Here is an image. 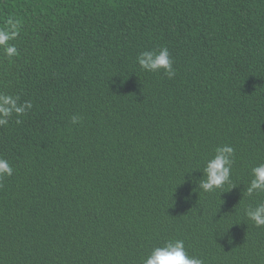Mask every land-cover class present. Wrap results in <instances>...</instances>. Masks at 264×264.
<instances>
[{
    "label": "trees",
    "instance_id": "1",
    "mask_svg": "<svg viewBox=\"0 0 264 264\" xmlns=\"http://www.w3.org/2000/svg\"><path fill=\"white\" fill-rule=\"evenodd\" d=\"M10 16L0 93L32 108L0 126V264H142L169 239L205 264H264L244 213L264 202L244 191L264 163V0H0ZM161 47L171 79L136 62ZM223 144L235 188L194 189Z\"/></svg>",
    "mask_w": 264,
    "mask_h": 264
},
{
    "label": "clouds",
    "instance_id": "2",
    "mask_svg": "<svg viewBox=\"0 0 264 264\" xmlns=\"http://www.w3.org/2000/svg\"><path fill=\"white\" fill-rule=\"evenodd\" d=\"M20 29L21 22L11 16L4 22L3 27H0V49L3 50L5 57L8 59L19 54L17 47L10 41L15 40L20 35ZM136 62L140 69L145 72L155 73L162 70L163 74L169 79L175 75L174 62L167 47H161L158 50L141 51L136 57ZM31 108L32 104L30 101L21 103L19 96L0 93V126L7 125L9 118L13 114L17 117L16 123H21L19 117L25 115ZM80 119L78 115H73L71 122L77 124ZM235 154L236 150L230 144L217 146L214 149V154L204 162L203 170L200 171L202 175L191 179V182L196 185L194 189H199L204 193H212L217 189H222L226 184L230 185L232 189L235 188L231 179ZM13 172L14 168L9 161L0 158V179L5 176H12ZM250 177L247 187L244 188L246 194L251 197L254 193L264 192V163L252 167L250 169ZM183 179L185 181V176ZM190 198L191 193L183 197L185 202ZM244 213L255 227H264V202L257 203L255 207H246ZM228 242L231 243V239ZM142 264H205V262L198 256L188 254L183 239H169L164 241L162 245L153 247L142 258Z\"/></svg>",
    "mask_w": 264,
    "mask_h": 264
}]
</instances>
